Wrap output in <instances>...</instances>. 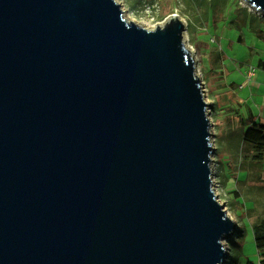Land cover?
Instances as JSON below:
<instances>
[{
    "label": "water",
    "instance_id": "1",
    "mask_svg": "<svg viewBox=\"0 0 264 264\" xmlns=\"http://www.w3.org/2000/svg\"><path fill=\"white\" fill-rule=\"evenodd\" d=\"M184 32L115 0H0V264L227 263Z\"/></svg>",
    "mask_w": 264,
    "mask_h": 264
},
{
    "label": "rangeland",
    "instance_id": "2",
    "mask_svg": "<svg viewBox=\"0 0 264 264\" xmlns=\"http://www.w3.org/2000/svg\"><path fill=\"white\" fill-rule=\"evenodd\" d=\"M115 2L129 21L148 30L172 15L184 23V42L209 105L215 194L237 227L224 241L226 264L257 263L251 225L264 217V162L253 164L242 149L241 132L253 122L248 111L255 116L264 109V71L258 66L264 62V17L239 0ZM247 72H253L251 80Z\"/></svg>",
    "mask_w": 264,
    "mask_h": 264
},
{
    "label": "trees",
    "instance_id": "3",
    "mask_svg": "<svg viewBox=\"0 0 264 264\" xmlns=\"http://www.w3.org/2000/svg\"><path fill=\"white\" fill-rule=\"evenodd\" d=\"M259 66H264V63L262 62ZM241 144L242 149L247 154H251L253 164L261 165L264 162V125L257 123L247 125L241 132ZM251 232L258 261L245 264H264V217L251 225Z\"/></svg>",
    "mask_w": 264,
    "mask_h": 264
},
{
    "label": "crops",
    "instance_id": "4",
    "mask_svg": "<svg viewBox=\"0 0 264 264\" xmlns=\"http://www.w3.org/2000/svg\"><path fill=\"white\" fill-rule=\"evenodd\" d=\"M258 16V15H257ZM261 37V36H260ZM263 37V35H262ZM263 61L259 60L258 63H260L259 65H261ZM264 63V62H263ZM258 65V66H259ZM261 69H263L264 71V66H259ZM260 109V108H259ZM248 116L251 119V121H253L252 123H257V124H262L264 125V109L263 110H259V112L257 113V115H253L252 112L249 110L248 111Z\"/></svg>",
    "mask_w": 264,
    "mask_h": 264
},
{
    "label": "built area",
    "instance_id": "5",
    "mask_svg": "<svg viewBox=\"0 0 264 264\" xmlns=\"http://www.w3.org/2000/svg\"><path fill=\"white\" fill-rule=\"evenodd\" d=\"M252 77H253V72H247L246 79L251 80ZM239 88H242V86H240Z\"/></svg>",
    "mask_w": 264,
    "mask_h": 264
}]
</instances>
